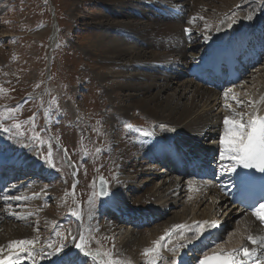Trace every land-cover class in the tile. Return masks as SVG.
Here are the masks:
<instances>
[{"label":"rangeland","instance_id":"rangeland-1","mask_svg":"<svg viewBox=\"0 0 264 264\" xmlns=\"http://www.w3.org/2000/svg\"><path fill=\"white\" fill-rule=\"evenodd\" d=\"M143 1L0 0V140L6 143L0 153L16 157L25 152L30 160L42 162L48 168L58 169L61 173L56 175L52 182L29 181L25 191L22 189L16 194L21 199L16 202H3L7 207L10 206V213L15 214V217H25L21 221L9 217L3 220L5 212L1 207L0 234H14L18 229H24L41 242L56 236L57 246L63 244L66 246L65 250H72L75 248V240L72 239V244L69 240L75 235L71 226L77 227L79 223L70 215L69 220L64 222L57 219H65L68 213H76L79 210L81 223L93 226L92 232L84 239V252L90 253L89 255L99 254L97 259L93 260L96 264L102 262L104 252L109 253L113 260L128 258L121 264H131L129 259L142 261L141 264H150L151 253L145 255L147 260L141 253L144 254L146 248L154 245L153 241L159 239V234H165L173 228L172 222L169 221L174 214L178 215L184 209L183 206L190 204L189 207L193 208L194 203L186 201L187 193L184 189V194L178 197V201L170 198V195V201L174 205L179 202L181 206H167L168 212H164L163 219L147 229L135 232V235H132L135 240L125 238V230L120 229V225H115L112 219L106 220L107 216L98 218V221L90 219L99 203L94 188V180L98 175L106 178L113 192L116 190L114 186L119 188L117 179L122 178L123 173H131L129 176L133 185H120L118 197H115L117 204L124 205L126 210L131 211L149 207L151 201L142 196L144 190L148 191L154 183L159 184L163 180L158 178L154 182L155 176L150 177L152 171H147L150 167L147 163L149 158L144 159V156L137 154L138 150L145 148L141 143L135 145L133 141L143 135L141 129L151 132L150 136H155L152 138L164 137L175 122L160 123L155 116L144 112L143 108L132 106L134 98H128L130 95L121 89V84L126 81L122 79V72L127 67L120 65L121 62L113 60L114 58L103 55L97 47L98 44L108 41L121 45L131 44L136 48L143 46L142 41L136 40L144 28L140 23L145 20L159 23L168 19L166 16H160L158 7H146ZM166 1L174 2L185 9L182 14L184 16L172 15L171 21L180 22L183 17L188 16L196 23L191 27L192 37L195 38L199 30L212 36L220 29L217 23L224 10L234 8L242 0H233V3L231 0H212L210 4L218 6V9L217 14L215 13L208 23L209 27H205L203 21V24H199L202 7L195 0ZM258 2L259 0H251V8ZM206 9L204 14L211 13L212 9ZM141 11L146 15H142ZM51 33L55 37L53 42L49 40ZM146 37L154 39V33L148 31ZM202 49L204 50V47H199L196 52L203 51ZM139 51L144 52L142 49ZM140 53L137 57L143 55ZM104 56L107 57L105 60ZM105 63L112 65L105 66ZM171 63H174V60H171ZM188 67L191 66L184 67V73ZM140 72L149 73L147 69ZM120 76L122 77L119 78ZM252 79H248L244 84L251 83ZM237 94L242 99L245 92L240 89ZM137 97L140 98L141 95ZM150 100L146 103L153 105L154 102ZM164 108L165 106L160 107L154 113L164 114ZM17 123L21 125L19 129L14 127ZM121 141L135 145L136 155L141 159L138 162L142 163V166L136 163L138 166L134 168V163L130 161L120 167L117 145ZM49 152L52 154L51 159L44 163ZM79 160L83 162L79 163ZM70 161L77 164V168ZM71 164L77 174L75 177L72 176ZM136 169L144 171L134 173ZM77 178L79 182L75 186ZM30 183H33L34 187H30ZM5 188H8V185ZM187 192L189 193V190ZM22 195H25L24 205L22 201L19 202ZM176 196L178 195L174 197ZM19 206L22 207L21 210L17 209ZM162 206L163 203L159 206V215L164 211ZM221 215L223 216L219 217V222L227 217L220 213L217 216ZM168 222L169 227L165 226ZM233 223L234 220H231L230 224ZM154 226L157 227L156 232ZM231 231L233 229L229 230ZM182 239L180 234L173 237L177 242ZM136 247L140 249L136 251ZM155 258L157 259L156 255Z\"/></svg>","mask_w":264,"mask_h":264},{"label":"bare ground","instance_id":"bare-ground-1","mask_svg":"<svg viewBox=\"0 0 264 264\" xmlns=\"http://www.w3.org/2000/svg\"><path fill=\"white\" fill-rule=\"evenodd\" d=\"M195 1L200 4L199 6L202 7L200 10L201 18L199 19V24H201L203 21L205 27H209L208 23L211 22V18L216 13L218 6L210 4L212 0ZM231 1L233 3V0ZM204 2H207V4H204ZM143 3L146 7H158L157 9L160 16H166L168 19L160 21L159 23H154L152 20H145L144 22L140 23L144 28L140 31V34H138L136 40L142 41L143 46L141 48H136L133 45L126 43L121 45L113 41L104 42V44H98L97 47L99 50H101L103 55L108 56L109 58L112 57L114 58L113 60L121 62L120 65L127 67L125 71L122 72L124 77L120 76L119 78L122 77V79L126 80L125 83L121 84V89L130 95L128 98H134L132 106L143 108L144 112H148L151 116H155L160 123L175 122L172 123L171 128L166 131V135L160 138H167L166 141L178 138L181 144L187 147L191 146L192 143L197 142L198 148L195 149V151L193 150L194 153L204 152L205 158L212 161H222L220 159V152L225 146L220 144V139L224 136V118L229 117L231 119H240L242 123H246L251 116L264 117V85L262 87L260 86L261 84H264V65L262 66V64H257L253 67V69H251V71H248L244 76L245 81H241L239 84L229 88L232 89V91H229L230 94L227 97H225V93H222V95L219 91H212L199 86L195 82V79L186 80L185 75H188L189 77L188 72L192 69H197V72L199 73L204 67L203 63L206 62L208 64L210 62L209 57L213 55V49L221 42L228 41L233 36L235 37L233 47L235 48L236 53H241V51L246 48H249L253 52L260 50L257 46L264 39V33L260 31L264 25V17L262 15L264 12V0H259L253 9L251 8V0L240 1L236 6H234V8L224 10V14L217 23V26H220V29L217 30L212 36L211 34H205L202 32V30H199L197 34L198 36L195 38L192 37V35L189 37L188 33L185 32V29L192 31L191 27L193 24L196 25V23L192 22L190 17H183L180 22L170 20L172 15L178 16L179 14L180 16H184L182 15L185 12L183 7H180L174 2H167L166 0H144ZM206 8H209L210 10L212 9L211 13L206 12V14H204V9ZM136 9L137 8H135V10ZM245 10H248V12H245ZM141 14L146 15L144 11H141ZM248 15H252L253 19H246ZM176 16H173V18ZM232 21L235 22L232 23ZM230 23H232L231 27H229ZM148 31H152L154 33V39L146 37ZM157 36L159 37L157 38ZM52 38L55 39L54 36H52ZM52 45H54V43ZM200 45L204 47V50L196 52L197 48L201 47ZM140 49H142L144 52L140 53ZM138 53L143 55L137 57ZM256 54L264 61V55H260L259 53ZM105 56L104 60L107 58ZM244 56L245 55H242L240 59ZM122 57L123 59L121 60ZM171 60H174V63H171ZM247 63L249 62L244 63V65L247 66ZM105 64V66L108 65L107 63ZM111 65L108 66L110 67ZM188 65L191 67H189L186 73H184L183 69ZM142 69H147L149 73H141L140 70ZM160 69H163L165 73L160 71ZM132 79H134V81H132ZM247 79H252V82L244 84L247 82ZM240 89H243V92H245L244 96L242 95V99H240L239 95L237 94V91ZM136 95H141V97L138 98ZM233 96H235L236 99H233ZM148 99H151L150 101L154 102V104L148 105L146 103ZM163 106H165L164 114L154 113V111H158L159 108ZM151 140L156 139L152 137L144 138L140 142L144 146L145 151L148 153V156H144V159L149 158L147 163H149L150 167L147 171H152V173L150 172L151 174L149 175L150 177L152 175L155 176L154 182H156L158 178H163V180L159 184L154 183L150 189L148 187V191L144 190L142 196L150 199L151 201L149 202L150 206L148 207L150 208L149 213H144V215H150L154 210L159 209V206L162 203L164 210L167 208V206H170V204L173 206V208H178L181 206L179 202L174 205L170 201V198L176 199L175 201H178V197L181 196L179 193H182L181 191L183 188L186 189L187 193L186 201H191V203H194L193 208L189 207L190 204L183 206L184 209H182L178 215L174 214L172 219L169 221L172 222V226L185 225V228L182 230L184 234L183 239L179 242L173 240V237H178L181 232V230H175L170 236L168 244H166L165 247L158 249L155 253L158 258L154 259L153 256L150 257L151 262L154 261L155 264H180L188 252L194 254L198 248L202 252L200 257L203 258L205 254L211 255L214 253L229 252L233 249L247 247L250 250L255 248L256 251L254 255L259 256L261 258V264H264V233L258 227L256 220L251 215L244 214L243 212L229 206L225 197L220 195L216 186H211L204 183H197L192 186L189 184L181 185V182L184 179L177 177L174 163H168V159L166 158L170 156L172 147L175 148L176 151H181L180 147L176 145V143L166 145L172 146L170 149L166 148V146H163L162 152L159 156L163 163L160 169L163 171L162 173L157 172L158 169L155 161L156 156L152 157L151 154L152 151L155 154L156 149L154 150L155 146L151 148V144L149 143ZM144 142H147L148 144L145 145ZM133 143L135 142L133 141ZM135 145L127 143V141H121L119 145H117L119 146L120 160H118L120 167L125 166L131 161L134 163L133 167L137 168L138 165L136 166V163H139L138 161H141V159L136 155L137 151ZM181 153L183 152L181 151L180 154ZM27 156L28 154L24 152L23 155L17 156V158L13 160L17 162H23L27 160ZM226 160L228 159H224L223 162ZM27 163L29 162L27 161ZM141 164L139 163V165ZM141 171L144 170L141 169L135 172L133 170L134 173H139ZM44 173V170L41 169L38 172L40 175L39 177L44 175ZM129 174L131 173H123L121 175L122 178L117 179V185L119 188L120 185H124L125 187L133 185V180L130 178ZM0 182H3V179L0 178ZM21 184L24 185V183ZM115 188L116 190L112 192V195L116 196L112 197L111 193H109V196L106 198V200H108L109 197H112V199L114 197H118L117 194L119 193L117 191L119 188L117 189L116 186ZM187 190H189V193ZM10 191L13 192V190ZM170 195L171 197L168 198ZM175 195L178 196L174 197ZM2 198L4 199H2V203H0V208L2 207L5 212L3 220L4 218L9 217L12 219L17 218L21 221L22 218L19 215L15 217V214L10 213V206L7 207L5 204H3V202H7L8 200L11 202H16L18 199H14V196L11 198H6V196H3ZM111 203L114 202L111 201ZM24 204L25 202L23 205ZM204 205L206 206L203 207ZM106 208L111 209L113 207L108 204L106 205ZM17 209L20 210L21 206H19ZM122 209L126 210L124 205L122 206ZM108 212L109 211H107V213ZM124 212L125 211L122 210V213ZM194 212H196L197 215ZM220 212H225L228 214V216H233L235 218V222H238V224L235 229H233L234 231L230 236H226L225 233L223 240H220L211 247H203L200 245L201 238L209 236L213 228L219 231L222 230V223H219V219L216 217ZM90 213L92 212L90 211ZM37 214L38 212L36 215ZM90 215L91 214H89V216ZM114 215L115 212L112 211V213H110V217L112 216L110 219L114 218ZM133 217L137 218L136 214ZM63 219L64 218L61 217L57 220L62 221ZM203 221L215 223L216 226L209 227L205 225L203 229H199L198 223ZM113 222L115 225H118L117 220H114ZM169 222L165 223V226L169 227ZM71 227H73L75 236L70 237V244H72L73 238H75L76 244L77 241H81V235L85 239L87 235L92 232V230L87 227V224L83 225L81 223L77 225V227L73 225ZM156 228V226L153 228L155 232ZM120 229L125 230V238L128 240L133 239L132 235H135V232H132L129 235L125 227H121ZM165 229L166 228H164V230ZM25 231L24 229H18L14 234H0V249H3V251L0 252V258L7 257L17 251L21 252L20 249L13 248L12 253H10L8 249V244L10 241L27 239L35 241L32 246H26L28 247L27 252H21L22 257L27 262V264H35V261L29 260L28 257L32 258V256L38 252L44 254L45 256H50V261L62 259V254H57L55 252V248L57 247V243L55 244V238L51 237L48 241L45 239L42 242L37 243L36 241L38 240L33 237L32 234H28ZM198 232H201L202 234L197 235ZM218 234L219 233H217L215 236ZM249 236L256 238L259 241V244L257 246H250L247 243V238ZM211 242L212 241H208V244ZM138 249L140 248L136 247V251ZM173 249L175 250L174 252ZM66 251H68V249ZM169 251L174 255L170 256ZM71 254L75 258L76 264H84L82 255H77L76 252H71ZM94 256L95 254L88 255L87 258H89V260L87 264H93L92 260H94ZM141 256L145 258L143 253H141ZM190 256L192 257V255ZM90 257H92V260ZM126 259L128 258L125 257V260ZM125 260L123 258L122 261ZM129 260L131 261V259ZM109 261L112 260L109 258L105 264H109ZM20 263L21 261H16V264Z\"/></svg>","mask_w":264,"mask_h":264},{"label":"snow or ice","instance_id":"snow-or-ice-1","mask_svg":"<svg viewBox=\"0 0 264 264\" xmlns=\"http://www.w3.org/2000/svg\"><path fill=\"white\" fill-rule=\"evenodd\" d=\"M248 20H252L253 16L248 15L246 17ZM235 21H232L234 23ZM232 23L229 24V27L232 26ZM189 35H191V31L189 29H185ZM232 91V89H229ZM228 93H225V97H227ZM233 99H236L233 96ZM11 111V110H10ZM224 123V136L220 139V144L224 145V149L220 152V159L223 161L224 159L230 160L232 163L226 166L225 170L228 172L235 173L237 168H243L248 170H255L261 174L259 179L264 182V117L251 116L246 123H242L240 119H231L229 117H225L223 120ZM15 128L19 129L21 125L19 123L14 125ZM4 131H10L9 129H4ZM142 134L147 137L152 135L148 130H140ZM172 146H166V148H171ZM65 151H67L65 149ZM99 151V150H98ZM51 152L47 154L45 157L44 163H48L51 159ZM54 167V164L52 165ZM254 177L250 172L244 173L240 179L242 182L253 179ZM107 182L103 177L100 178V195L107 196L109 195L107 188ZM14 199H21V197H14ZM261 199H264V196H261ZM91 202V201H90ZM75 214V213H74ZM253 215L257 218V220L264 223V203L259 204V207L253 208ZM207 225L209 227H215V223H210L208 221H203L198 223V228L203 229V227ZM185 225H174L173 229L168 230L162 235L158 240L153 241L155 247L146 248L144 250V255H149L150 253L157 252L158 249L165 247L166 241L169 240L170 236L173 234L175 230H181L180 234L183 237V229ZM39 231V229H37ZM202 234L198 232L197 235ZM75 240V238H73ZM252 244H256L257 240L252 236L247 238ZM80 240L83 242L84 237L81 235ZM76 243L75 248L84 251L86 245L84 243ZM35 243L33 240H13L8 244L9 252L12 253L13 248L20 249L21 252H27L28 247L32 246ZM51 247V245H50ZM66 246L61 244L55 248V252L57 254H62L61 258L63 264H76L75 258L71 254L70 250L65 251ZM3 249H0L2 252ZM175 250L173 249V252ZM255 248L251 250L247 247H243L241 249H233L229 252H221L219 254H213L211 256L205 254L203 259L199 260V264H244V259H238L240 254H243L244 258H251L253 254H255ZM89 255L90 253H85ZM18 258V254L12 253L7 257L0 258V264H16V259ZM109 264H118L116 261H109ZM150 264H155V262H150Z\"/></svg>","mask_w":264,"mask_h":264},{"label":"water","instance_id":"water-1","mask_svg":"<svg viewBox=\"0 0 264 264\" xmlns=\"http://www.w3.org/2000/svg\"><path fill=\"white\" fill-rule=\"evenodd\" d=\"M100 178L101 177H98V180L96 181L95 183V186H96V189H97V194L98 196H101L99 193H100ZM106 188H107V184H106Z\"/></svg>","mask_w":264,"mask_h":264}]
</instances>
